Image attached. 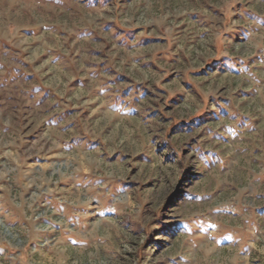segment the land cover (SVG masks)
<instances>
[{
	"label": "rangeland",
	"instance_id": "rangeland-1",
	"mask_svg": "<svg viewBox=\"0 0 264 264\" xmlns=\"http://www.w3.org/2000/svg\"><path fill=\"white\" fill-rule=\"evenodd\" d=\"M0 264H264V0H0Z\"/></svg>",
	"mask_w": 264,
	"mask_h": 264
},
{
	"label": "crops",
	"instance_id": "crops-1",
	"mask_svg": "<svg viewBox=\"0 0 264 264\" xmlns=\"http://www.w3.org/2000/svg\"><path fill=\"white\" fill-rule=\"evenodd\" d=\"M221 54H222V53L218 52L217 55L215 56L214 60H213V63L216 64V65L219 66V67L223 64V62H222V63L220 62V61H221ZM224 60H226V61H230L228 58H226V59H224ZM226 61H225V62H226ZM218 63H219V64H218Z\"/></svg>",
	"mask_w": 264,
	"mask_h": 264
}]
</instances>
